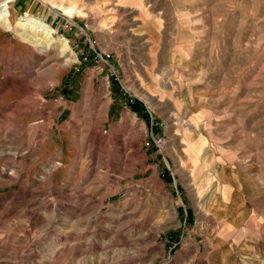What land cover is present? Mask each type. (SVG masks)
I'll list each match as a JSON object with an SVG mask.
<instances>
[{
    "label": "rangeland",
    "instance_id": "374dc122",
    "mask_svg": "<svg viewBox=\"0 0 264 264\" xmlns=\"http://www.w3.org/2000/svg\"><path fill=\"white\" fill-rule=\"evenodd\" d=\"M99 2L0 32V264H264V0Z\"/></svg>",
    "mask_w": 264,
    "mask_h": 264
},
{
    "label": "bare ground",
    "instance_id": "6f19581e",
    "mask_svg": "<svg viewBox=\"0 0 264 264\" xmlns=\"http://www.w3.org/2000/svg\"><path fill=\"white\" fill-rule=\"evenodd\" d=\"M58 1L59 2H57L55 0L54 1H52V0H38V2L42 6L49 8L50 10L54 11V13H59L60 15L67 16L69 19H71L73 15H76L77 14V15H80L81 16V14L83 13L82 11L81 12L79 11V12L76 13V11H75L76 8L75 7H71V6H69V8H62L63 0H58ZM115 1L116 0H104V2H102V3L99 2L101 7L108 8V9L105 10V11H107L108 14H110V13L113 14V16H111V17H109L107 19L104 18L105 19L104 20V24L105 25H108L109 23L110 24H113V22H115V17H114V15H115V9H114V6H112L113 4H115ZM16 2L18 3V0H0V32L9 33L11 31H13L17 37H21L22 39L28 40L30 42H36V43H38L39 42V38H37L36 36L33 37V36H31V35H29V34L26 33L27 31H30V32H32V34L34 33L36 35H41V37L48 38V39L52 40L53 39V29H51L48 25H45L44 23H41V22L40 23H37L35 21L30 20L29 16H27V19L26 20H22V22L21 21L16 22L18 24H17L16 27L14 26V19L24 16V15L23 16L22 15L20 16V14L17 13V10L15 9V6H14L15 4L13 6H11L12 3H16ZM96 4H97V1H96ZM60 44H62L61 48L64 51L68 50V41L66 39H62ZM41 51H42V49H41ZM42 56H43V54H42ZM107 85L108 84L106 83L105 86L107 87ZM9 87H11V86H9ZM147 100L149 102L151 101L149 97L147 98ZM10 109H11V107H10ZM126 157H127V155H126ZM197 207H198V209L200 211L202 210L201 206L197 205ZM198 209H197V211H198Z\"/></svg>",
    "mask_w": 264,
    "mask_h": 264
},
{
    "label": "built area",
    "instance_id": "2783aa9c",
    "mask_svg": "<svg viewBox=\"0 0 264 264\" xmlns=\"http://www.w3.org/2000/svg\"><path fill=\"white\" fill-rule=\"evenodd\" d=\"M152 139H153V143L154 145L156 146V148L159 150V151H163V149L165 148V145H166V141L164 139V137H160V136H152Z\"/></svg>",
    "mask_w": 264,
    "mask_h": 264
}]
</instances>
